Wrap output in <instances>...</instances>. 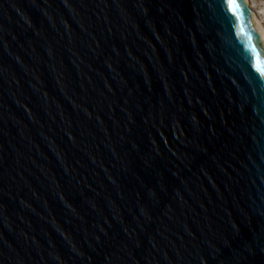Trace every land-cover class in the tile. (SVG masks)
Masks as SVG:
<instances>
[{"label":"water","instance_id":"1","mask_svg":"<svg viewBox=\"0 0 264 264\" xmlns=\"http://www.w3.org/2000/svg\"><path fill=\"white\" fill-rule=\"evenodd\" d=\"M0 264H264L247 0H0Z\"/></svg>","mask_w":264,"mask_h":264},{"label":"rangeland","instance_id":"2","mask_svg":"<svg viewBox=\"0 0 264 264\" xmlns=\"http://www.w3.org/2000/svg\"><path fill=\"white\" fill-rule=\"evenodd\" d=\"M250 4L264 27V0H250Z\"/></svg>","mask_w":264,"mask_h":264},{"label":"bare ground","instance_id":"3","mask_svg":"<svg viewBox=\"0 0 264 264\" xmlns=\"http://www.w3.org/2000/svg\"><path fill=\"white\" fill-rule=\"evenodd\" d=\"M247 3H248V5H249L251 11H252L253 13H255V12L253 11V7H252L251 4H250V0H247ZM255 15H256V17L258 18V16H257L256 13H255ZM259 22H260V21H259ZM260 23H261V22H260ZM261 25H262V28H263V30H264V27H263V24H262V23H261Z\"/></svg>","mask_w":264,"mask_h":264}]
</instances>
